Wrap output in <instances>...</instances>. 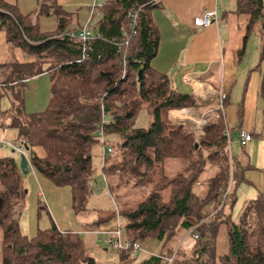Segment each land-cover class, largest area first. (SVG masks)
<instances>
[{"label":"trees","instance_id":"trees-1","mask_svg":"<svg viewBox=\"0 0 264 264\" xmlns=\"http://www.w3.org/2000/svg\"><path fill=\"white\" fill-rule=\"evenodd\" d=\"M44 1L38 10L22 14L0 0V31L6 33L10 48H20L33 60L0 65V120L9 117L10 127L17 131V144L29 148L26 154L31 155L28 163L33 169L56 186L70 188L76 215L88 212L91 184L96 183L92 151L102 143L100 133L104 147L106 136L117 135L121 162L110 163L114 147L103 159L110 193L114 186L109 180L115 175L122 181H135L136 187L152 188L135 207H118L125 222V240L141 246L148 241L162 244L159 256L139 263L132 249L118 251L120 264H169V259L171 264H264V198L246 203L237 221L228 212L251 166L231 153L226 119L212 120L205 126L204 136L197 138L191 126L175 124L168 117L172 110L204 112L216 103L198 104L194 95L179 91L168 75L152 66L160 46L153 13L161 1L104 2L94 25L103 39L88 44L86 57L83 44L68 36L79 29L73 14L58 0ZM135 12L136 34L126 43L123 32L129 30V14ZM237 12L250 16L239 61L245 56L249 35L256 33L261 38V60L255 69L262 75L259 96L264 103V0H238ZM36 14L53 16L56 29L43 31L33 23ZM44 74L51 80L49 105L43 112L28 114L24 100L27 81ZM6 96L11 99L9 111L1 109V99ZM227 103L228 97L225 108ZM143 109L152 119L147 129L134 126ZM34 148L43 149L44 157H38ZM172 160L180 166L175 174L167 172ZM205 173L210 175L207 192L199 198L194 188ZM23 176L14 156L0 157V262L96 264L78 233L60 231L54 223L32 238L23 235L18 217L28 195ZM222 224L227 226L228 252L209 253ZM180 230L200 236L192 257L176 262L183 252L170 244Z\"/></svg>","mask_w":264,"mask_h":264},{"label":"rangeland","instance_id":"rangeland-1","mask_svg":"<svg viewBox=\"0 0 264 264\" xmlns=\"http://www.w3.org/2000/svg\"><path fill=\"white\" fill-rule=\"evenodd\" d=\"M107 0H98L99 4L106 2ZM81 7L85 9L86 1L81 0ZM69 3L66 5V11L71 13H80V21L82 22L83 16L87 14L86 9L84 11L78 10L76 7L77 3ZM94 1L91 5L93 7ZM99 15H95L92 26L95 25L96 21L99 19ZM40 26L42 30L51 31L56 27L55 18L53 16L47 17L42 16L39 18ZM87 24V23H86ZM85 24V25H86ZM84 25V26H85ZM253 36L252 44H254V61L256 62V67L260 64L261 60V38ZM257 40V42L254 41ZM255 42V43H253ZM257 48L259 52L257 54ZM257 54V56H256ZM264 68V62L262 64ZM47 81V85H46ZM28 83L24 99H25V111L27 113H39L47 109L50 97H51V80L50 76L47 75L42 77L40 81H31ZM50 85V86H49ZM49 87V88H48ZM11 108V99L8 97H3L1 99V109L3 111H9ZM256 111L248 110V118L245 112V118L239 117V125L244 124L245 126L251 123L253 131L255 133L252 151L248 148H242L236 139V131L233 132V141L230 145L231 153L240 159V161L247 162L251 169L246 173V182L241 184L236 192V202L233 208L229 209L228 212L231 213L233 221L239 219V214L246 204L247 201L255 199L259 196L264 198V103L259 99L258 108L255 107ZM187 110V109H184ZM183 111V110H178ZM197 110L191 109L187 112H196ZM240 113V107L238 111V116ZM174 116V115H173ZM197 114L194 117L197 118ZM181 117V118H185ZM179 120L180 117H175ZM5 122V123H4ZM152 122L151 115L146 109L141 110L135 119L134 126L136 128L147 129L150 127ZM188 124L191 126L192 123L184 122L183 125ZM11 121L9 117H4L0 120V142L10 143L12 145L16 144L17 131L16 129L10 127ZM106 148L114 147V154L110 158V163H120L121 157L118 156L117 144L119 138L117 135H110L105 137ZM22 145V144H21ZM5 148V149H4ZM103 149L104 145L99 143L92 151L93 156V166L95 168L96 183L92 182L91 186L93 188L90 200L88 203V210L91 212H96L98 219L103 222L104 225L114 223L117 217V209L122 207H135L144 198L151 193L152 188L148 187H136L135 181H129L127 179L121 180L119 176L115 175L111 177L109 181L112 182L114 192L110 193L108 184L103 175ZM14 149L9 146L2 147L0 145V156L12 155L20 162V154L14 152ZM26 151V150H25ZM27 152V151H26ZM31 156V155H30ZM246 158V159H245ZM28 173L24 177V186L27 191V199L24 207L20 209L18 217L20 219V229L23 235L32 238L38 234L39 230H45L52 226V223L59 224V227L63 229H71L77 232L84 240L86 247L90 255L94 258L96 264H120V260L116 259L119 253L112 249V246L107 241L109 238L104 235L103 230L97 229L95 232H85L83 230V224L79 222L78 217L75 215L72 208L71 202V192L70 188L67 186L58 187L52 181L45 178L43 175L38 173L29 165ZM180 170V166L176 161H170L167 163V172L175 174ZM210 175L205 173L201 177V183L197 184L194 188L196 195L199 198H203L207 192V178ZM52 190H51V189ZM42 193L43 197L40 198L38 193ZM168 194H166V197ZM125 222H122L124 226ZM96 227V226H95ZM227 226L222 224L219 226L214 243H210L209 253L217 252V254L222 255L228 252V235ZM187 233L183 230L178 231L176 237L171 241L170 246L182 250V256L176 259V262H181L187 258H191L192 254L196 250V246L199 243L193 234L188 237H184ZM196 235L200 236V233ZM185 238L184 241L182 240ZM188 238V239H187ZM125 240V236H122V241ZM162 251V244L158 241H148L141 246V250L138 251L136 256V263L145 260L151 256H159ZM177 264V263H175Z\"/></svg>","mask_w":264,"mask_h":264},{"label":"crops","instance_id":"crops-1","mask_svg":"<svg viewBox=\"0 0 264 264\" xmlns=\"http://www.w3.org/2000/svg\"><path fill=\"white\" fill-rule=\"evenodd\" d=\"M5 1L9 5L16 6L22 14H28L38 10L41 4L45 2L44 0ZM76 1L79 2L81 0H58V4L66 10V5ZM85 1L86 5L83 6H85L87 14L83 16L82 22L80 21V13L69 12L73 14L72 19L78 28L84 27L88 22L91 5L94 0ZM160 1L162 4L161 7L153 13L154 21L160 32V46L157 56L152 62V66L159 72L168 75L173 85H175L179 91L194 95L200 105L217 103V97L213 92L222 89L228 97V103L225 108L227 127L231 131H236L237 133L241 126L242 129L251 132L254 138L255 131L251 123L249 122L246 126L244 124L239 125L240 116H238L240 107V110L241 108L243 109V117L245 118L246 112L248 118V110L256 111L255 107L258 108L260 99L259 90L262 75L255 69V51L254 44H252L253 36L258 39V34L252 33L249 35L245 56L241 61H239L238 57V53L245 46L250 16L237 12L238 0ZM76 7H79L78 10H85L81 7L80 2L77 3ZM208 10H216L217 21L208 28H196V18ZM40 17L42 16H38L37 14L34 15L33 23H38L40 25ZM254 41L257 42L255 39ZM258 52L259 48H257V54ZM14 62L26 64L33 62V60L28 59L20 48H10L6 33L0 31V65ZM45 76H47V74L32 78L27 81V84L32 83L31 81H40V79ZM188 110L190 111L191 109H187L186 111ZM178 112V110H172L168 113V117L173 123L183 125L184 121L175 118L176 116H172L174 113ZM204 112H188V115H191L189 116L191 120V117L195 113L199 118ZM28 114L33 113L28 112ZM252 144L253 141L249 145L250 152L252 151ZM14 152L15 150L13 153ZM34 152L41 158L45 155L41 148H34ZM25 156L29 162L28 154ZM38 196L42 198L43 194L39 192ZM76 216L79 222L83 224V230H85V232L93 233L97 229H100L103 230L104 235L109 238L111 232L117 227V220H115L114 223L104 225L103 222L105 220L100 221L96 212L88 211ZM55 225L60 231H72L71 229L59 227L57 222ZM190 234L191 233L187 232L184 237L186 238ZM184 237L182 239L183 241L185 239ZM107 241H109V239ZM116 259L121 260L120 257ZM0 264H2V262H0Z\"/></svg>","mask_w":264,"mask_h":264},{"label":"built area","instance_id":"built-area-1","mask_svg":"<svg viewBox=\"0 0 264 264\" xmlns=\"http://www.w3.org/2000/svg\"><path fill=\"white\" fill-rule=\"evenodd\" d=\"M102 4L98 3V0H94L93 7L90 11V17L87 22V24L77 29L76 31L68 33V36L72 39H76L77 41L81 42L83 44L82 51L84 54V57H86L87 47L88 44L96 39H103L102 36L94 30V26H92L93 19L95 15H99L100 17V8ZM130 19V25L129 30H125L123 32V36L125 39V42L128 43L131 39V37L136 34V28L138 27V13H130L129 14ZM217 21V12L216 10H208L202 13L198 18L195 20V26L198 29H205L210 27L214 22ZM214 95L217 97V103L214 107L206 110L202 116L199 118L194 117V115L191 117V120L189 118L188 112L186 110L179 111L178 113H185L184 115H181V117L186 116L185 118H181L180 120L187 122H192V128L191 131L195 134L197 138H200L201 136H204V128L207 124H209L212 120H220L226 119V112H225V102L227 99V96L225 92L221 89L218 91L213 92ZM226 136L228 138L229 144L231 145L233 141V132L226 126ZM236 139L239 142V144L244 147L248 148L249 145L253 141V134L247 130H240L237 132ZM100 140L102 143H104V137L103 134L100 133ZM3 147L9 146L12 147L15 152L22 155H27L25 148L21 144H10V143H1ZM111 147L103 149V159L105 156L112 153ZM30 153L28 154V158H30ZM117 227L116 229L111 232L110 238H109V244L112 246V249L116 252L123 251V250H133L135 253L141 250V245L139 243L131 244L130 242L124 240L122 241V236L124 235V227L122 226V218L120 217L119 213L117 212ZM194 238H198V235H195ZM169 264L172 263V259H169Z\"/></svg>","mask_w":264,"mask_h":264},{"label":"water","instance_id":"water-1","mask_svg":"<svg viewBox=\"0 0 264 264\" xmlns=\"http://www.w3.org/2000/svg\"><path fill=\"white\" fill-rule=\"evenodd\" d=\"M142 74H143V72L140 71L139 72V80H141ZM196 147H198V145H196ZM25 150L29 151V148L25 147ZM20 167H21V170L24 173V175L28 173L29 163H28V160H27L25 155L20 156Z\"/></svg>","mask_w":264,"mask_h":264},{"label":"bare ground","instance_id":"bare-ground-1","mask_svg":"<svg viewBox=\"0 0 264 264\" xmlns=\"http://www.w3.org/2000/svg\"><path fill=\"white\" fill-rule=\"evenodd\" d=\"M185 113H175L174 114V116H176V117H180L181 115H184ZM189 116H191V115H189Z\"/></svg>","mask_w":264,"mask_h":264}]
</instances>
